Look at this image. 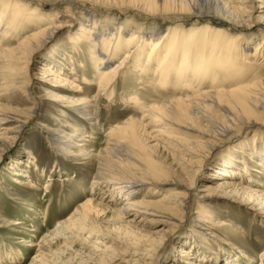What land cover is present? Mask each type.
<instances>
[{"label": "rangeland", "instance_id": "rangeland-1", "mask_svg": "<svg viewBox=\"0 0 264 264\" xmlns=\"http://www.w3.org/2000/svg\"><path fill=\"white\" fill-rule=\"evenodd\" d=\"M230 2L232 3L229 5H234L233 2L237 1ZM76 4L79 12L95 10L90 3L84 1L76 0ZM10 5L9 2L8 5L0 7V14L4 11L6 14H12L13 7L11 8ZM34 6L37 7L35 3ZM43 7V9L40 8L41 13H53L48 11L47 4ZM27 8L29 12H33L31 5ZM127 12L121 15L123 20L140 18L137 21L145 23L138 22L141 27H136L150 28L152 24L150 17L127 14ZM66 21L67 19L63 23ZM63 23L61 25L65 27ZM4 27L0 25V48L2 49L18 48L24 40L29 39V35L40 32L44 28L18 29L15 33L7 35ZM164 27L162 29H171L174 25L166 23ZM219 27L221 25L202 19L182 31L184 41L191 40L190 37L193 42L195 41V50H198L197 58L194 53H190L187 69L185 67L170 69L165 89L155 85L159 80V75L155 74L156 65L152 64L149 67L145 63V70L142 71L137 68L138 63L133 60L116 80L111 99L103 97L102 94L98 95L95 80L92 79L93 68L90 55L85 50L86 47L77 46L73 49V39L85 34L78 31V23L65 27L56 33L49 44L36 49L33 60L26 69L28 74L11 73L7 76L5 88L2 89L0 85L1 108L27 113L26 111L32 107L29 97L25 96L27 89L24 86L27 81H30L29 92L39 106L33 119L26 121L20 118L23 124L11 122L0 126V264H85L87 257L98 264H106L101 256L104 254L112 256L106 248L122 252L128 245L132 252L150 250L155 253L158 259L153 261V264H191L192 262L264 264V259L261 260L264 258V214L258 212L260 208L255 204L247 201L249 197L246 194L225 195L215 189L223 181H227L240 183L246 193L248 191L264 192V188L255 184L256 182L264 185V176L261 174L264 172V164L261 159H256L254 156L256 151L264 152V144L255 149V141L260 143L261 136L264 137L259 135V130L264 126V110L257 113V110L254 111L253 108H248L246 111L243 108L236 109L239 118L235 120L234 125H230L227 132L214 135L209 145L195 147L194 153L191 151L193 155L171 153L161 149L163 143L160 144L155 155L166 166L165 178L174 179L186 188L195 184V190L190 192L185 210L178 218L172 232L167 233V238L161 237L163 227L160 225H145L146 227L139 225L135 226L137 230H128L118 221L115 214L108 211L85 220H81L83 216H80L83 215L81 206L89 198L115 211L124 208L126 202L124 197H120L117 203L109 202L108 195L99 191L96 195H90L96 164L92 159L79 155V151L85 153L88 151L95 156L106 145L107 139L104 138L106 131L113 126H127L125 122L129 118L137 120L131 123L139 126L143 122L141 119L146 115L144 111L149 104H156L155 101L192 98L191 89H194V92L208 89L213 81L219 84V89L229 91L238 83L251 84L258 82V79L264 80V45L261 43L264 38L260 37V32L247 39L250 46L249 52L237 54L238 56L235 57L236 55L229 51L228 54L226 53L227 60H225L218 56V52L212 51V47L207 46L206 43L226 44L230 41L229 39L242 35L244 37L245 33L249 36V33L246 32L245 27H238L235 30L227 27V30H224L227 36H218L216 31ZM44 38L45 35L40 36L37 43L39 44ZM221 39L227 41L221 43ZM238 41L239 38L236 43ZM201 47L207 50H201ZM258 47H262L263 57L254 58V50ZM144 48L148 46L145 45ZM125 52L121 51L118 60L124 56ZM52 57H56L55 60ZM61 58L65 60L64 63H67V58L74 62L75 67L70 65L71 68L74 67L73 72L71 68L59 65ZM201 58H206V62L214 67L212 71L205 72L208 79L204 84L194 81L196 73L202 69ZM219 59L220 62H217ZM235 59H239L238 64ZM116 61L117 58L112 63L113 67L117 64ZM43 64L54 68L71 82L81 85L85 90L84 94L70 91L73 86L65 80L55 83L60 89L49 88L48 83L54 84V81L46 76ZM143 65L142 62L141 69ZM222 66H228V68H222ZM178 91H182V94ZM135 93L140 95L134 98L142 103L140 108L133 106L130 100L124 102ZM85 101L98 104L95 110L99 121L98 127L90 126L89 122L84 121L73 111L77 105L76 102ZM214 115L217 119H222V114L215 112ZM217 122L221 121L217 120ZM250 123L255 125L245 129ZM39 124L42 126H38ZM9 128L13 129V133H6ZM54 128L73 136L77 129L81 130L83 141L70 140L71 144L66 146V141L59 140L64 146L57 147L56 142L52 144L54 140L50 141L54 137L56 140L59 139L52 135ZM203 130L212 135L215 128L208 126ZM73 144L79 149L73 147ZM199 156L202 157L199 158ZM257 161L261 162L259 166ZM195 173L196 177L193 180ZM16 181H21L24 186H19ZM181 191L182 188L167 185L155 195L150 192L153 196L148 198L158 201L162 195ZM23 192L27 193L23 194ZM147 192V189H144L138 198H144ZM261 211L264 213L263 210ZM73 216L79 219V222L77 221L79 232L73 233V238L71 234L64 237L72 238L69 241L71 245H67L64 240L61 241L57 237H51L58 223H67ZM198 217L202 220H205L202 217L206 218L202 229L195 226V220ZM213 220L215 223L210 229ZM124 221L127 220L124 219ZM13 222H20V225L12 226ZM219 222L221 224H217ZM157 231L160 233L157 237L155 235L150 240L147 239ZM208 232L209 235L205 238L204 235ZM99 234L113 238L119 243L115 244ZM169 236L171 237L168 238ZM76 238L81 240V243ZM43 240L47 243H42ZM30 244L37 247H30ZM182 249L187 250L189 256H182L180 252ZM40 252L45 254L43 258H38ZM92 260L87 261L91 262L89 264H94ZM148 262L146 260L145 263Z\"/></svg>", "mask_w": 264, "mask_h": 264}, {"label": "bare ground", "instance_id": "bare-ground-1", "mask_svg": "<svg viewBox=\"0 0 264 264\" xmlns=\"http://www.w3.org/2000/svg\"><path fill=\"white\" fill-rule=\"evenodd\" d=\"M80 1L90 3L95 10L79 12L77 10L76 0L1 1L0 7L8 5L9 2L11 8L13 7L12 14H6V11L0 14V25H2V27L5 26L4 30H6L5 32L7 35L8 33H15L18 29L33 28V30H35L36 28L39 29L44 27L40 32L29 35V39L24 40L18 48H0V85L2 89L7 85V76L11 73L19 75L24 73L28 74V70L26 69H28L30 61L33 60L36 49L40 48V46L41 48L45 47L55 37L56 33L65 29V27L74 26L75 23L79 24L78 31L80 33L84 32L85 34L73 39V49L77 48V46L86 47L85 50L90 55L92 63V66L90 64L93 68V73L91 74L92 79L95 80L97 93L98 95L102 94V96L106 98L110 97V99L114 94L116 80L133 60L138 63L137 68H140L142 71L145 70V63H147L149 67H151L152 64L156 65L155 74L159 75V80L155 85H159L165 89L168 84L167 80L170 69H183L184 67L187 69L190 53H194L197 58L196 54L198 50H195V41L193 42L190 36L191 40L187 39L184 41L182 38V31L190 28V26L198 20L206 19L221 25L216 31V35L218 36H227V33L224 32V30H227V27L230 28V30H235L238 27H245L244 29L247 30L246 32L249 33V36L245 33L244 37L243 35L234 37L233 39H229L230 41L226 44H216L215 42L206 43L207 46L212 47V51L218 52V56L223 57L225 60H227L226 53L228 54L229 51L233 52L234 55H236L235 57L238 56L237 54L249 52L250 46L247 39L252 35H257V33L260 32V37L264 38V0H236L237 2H233L234 5H229L232 3L230 2L231 0H226L225 2L222 0ZM34 3L37 7L34 6ZM45 4L49 7L47 8L48 11L53 13L40 12V8L43 9ZM29 5L32 6L33 12L28 11L27 7H29ZM122 9L124 12L128 11L127 14L132 13L150 17L152 19L150 28H137L136 26L141 27L138 22L145 23L144 21H137L140 18H131L133 20L125 18V20H123L121 18V15L124 14ZM65 19H67V21L63 23ZM62 23L65 24V27L61 25ZM166 23H172L174 27L171 29H162L165 28L164 25ZM42 35H45V38L38 44L37 42ZM238 38L239 41L236 43ZM188 41L191 42L189 43ZM220 41L224 43L227 40L221 39ZM261 43L264 45V39ZM145 45L148 46V48L145 49ZM201 50L207 49L201 47ZM121 51L126 52L124 56L118 60ZM261 51L262 47L255 49L253 57H263ZM195 57H193V59H196ZM55 58L53 59L55 60ZM116 58L117 64L113 67L112 63ZM67 59V63H64L65 60L61 58L62 62L60 61L59 65L67 68H71L70 65L75 67L74 62L71 59L69 60V58ZM200 60L203 62L202 69L199 70V73H196V80L194 81L204 84L208 79L205 72L212 71L214 67L206 62V58H201ZM235 60L238 64L239 61L237 60L239 59ZM142 62L144 65L141 69ZM217 62H220V59ZM43 66L46 71V76L51 77L54 81V84L48 83L49 88L52 90L60 89L55 83L65 80L66 83L73 86L70 91L84 94L85 90L81 85L66 79L54 68H50L46 64H43ZM74 67L70 69L72 72ZM219 68L223 70L222 68H228V66ZM215 82L216 81H213L212 84L208 86V89L205 90L194 92V89H191L190 93L193 92L192 98L185 100H165L164 102L155 101L156 104H149L144 111L146 115L141 119L143 122L139 124V126L133 125L131 121L133 122L134 119L131 120V118L125 122L127 126H113L105 132L106 135L104 138L107 139L106 145L103 149L98 151L95 156H92L88 151L86 153L79 151V155L92 159L94 164H96L94 181L92 182L93 187L90 190V195H96L97 191L103 192V194L108 195L107 198H109V202L112 203L119 202L120 197L126 198L124 208L119 211L112 210V208L102 205L101 203H96L89 198L85 204L81 206V212L83 213V215H80L83 216L81 220H85L86 218L90 219L92 216H99L100 213L108 211L115 214L118 221L128 230H137L135 226L139 225L143 227H146L145 225H160L163 227L161 230L162 236H160L167 238V233L172 232V229L178 222V218L185 210L190 192L195 190V184L193 186L191 185L192 187L186 188L174 179L165 178L166 166L163 161L155 155V151L161 146L160 144L163 143L161 149L168 150L171 153L179 152L186 155H193V149L195 147L209 145L211 138L215 137L214 135L223 134L230 129V125H234L235 120L239 118V115L236 114V109L243 108L244 111H246L248 108H253L254 111L257 110V113L264 110V80L258 79V82L251 84L238 83L233 85L229 91L219 89V84ZM24 87L27 89L24 88L26 90L25 96L29 97V101L32 102V107L26 111L27 113L16 112L9 108L5 109L0 107V126L11 122L23 124L20 118L28 121L36 116L39 103L34 100L35 98H33L29 92L30 81H27ZM178 93L182 94V91H178ZM135 96L140 97L138 93H135L129 98H126L124 102L130 100L133 106H137V108L142 107V103L134 99ZM76 104L75 110L73 111L80 118L84 119V121L89 122L90 126L98 127L99 121L95 114L98 104L88 103L86 101L76 102ZM215 112L217 114H222V119H217L214 115ZM217 120L221 122H217ZM253 125H255V123H250L246 125L245 129ZM38 126L41 127L42 125L39 124ZM208 126H214L215 128L212 135L203 130ZM46 129L49 131L48 128ZM52 131L53 136L59 137L58 140H56L55 137L50 139V141L54 140L52 144L56 142L57 147L64 146L59 140L66 141V146L69 143L71 144L70 140L76 142L83 141L81 140L82 132L78 129L74 136L58 128H54ZM259 132L260 136L264 135V126ZM6 133H13V129H7ZM258 142L259 141H255V149L264 144V137L261 136V144ZM72 146L79 149V147L74 144ZM254 156L256 159H261L264 164L263 150L256 151ZM200 157L202 156H199V158ZM257 162L259 166L261 162ZM261 174L264 176V172H261ZM195 177L196 173L193 176V180ZM16 183L19 184V186H24L21 181H16ZM255 184L259 185L258 187L264 188V185H260V183L258 184L255 182ZM167 185H174L178 188H182V191L179 193L162 195L158 201L148 198L155 195V193H159L163 189V186ZM144 189L148 191L147 194H145L146 196L144 198H138ZM215 189L221 191L225 195L242 196L246 194L249 197L247 201L255 204L260 208L258 212L264 214L261 213V210L264 211V192L248 191L247 194L240 183H229L227 181H223ZM150 192L154 194L150 195ZM25 193L27 192H23V194ZM244 203L249 204L247 202ZM75 217L73 216L67 223H58V227L54 229L51 237H57V239L59 238L61 241L64 240L67 245L70 244V239L74 237L73 233L79 232L77 231L79 230L77 229V225L79 224H77V221L79 219ZM202 218L206 220V218ZM124 219L127 221H124ZM205 220L198 217L195 220V226L202 229L203 223L206 222ZM214 223L215 220L212 221L210 229H212ZM217 224L221 223L219 222ZM17 225H20V222L12 224V226ZM222 225L225 224L222 223ZM70 234L72 238H64ZM157 234L160 233L158 231L152 233L147 239L150 240V238L155 235V237H157ZM99 235L115 244L119 243L113 238L103 234ZM208 235L209 232L204 235L205 238H207L206 236ZM170 237L171 236L168 238ZM76 240L81 243V240L78 238H76ZM45 242L46 240L42 241V243ZM205 243L207 242L205 241ZM41 244L39 246L40 249L42 248ZM30 245V247L33 248L37 247V245ZM218 247L220 248V246ZM106 250L114 256L105 255L104 253V255H100L105 259L106 264H114L117 262L118 264H153V261L155 262L158 259L155 253H152L150 250H135L132 252L129 250V245L127 249L122 252L116 249L111 250L110 248H106ZM180 252L182 256H189L187 250L182 249ZM43 256H45V254L40 252L38 258H43ZM10 257L11 256H9V258ZM230 257H232V255ZM87 258V260H92L89 257ZM263 259L264 258H261V260ZM87 260L84 262L85 264L91 263ZM146 260L149 262L145 263ZM92 261H94V264H98L95 260ZM165 261H167V259H165ZM191 264L197 263L192 262Z\"/></svg>", "mask_w": 264, "mask_h": 264}]
</instances>
